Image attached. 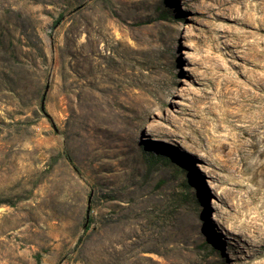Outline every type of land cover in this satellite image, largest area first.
Segmentation results:
<instances>
[{"label":"rangeland","instance_id":"374dc122","mask_svg":"<svg viewBox=\"0 0 264 264\" xmlns=\"http://www.w3.org/2000/svg\"><path fill=\"white\" fill-rule=\"evenodd\" d=\"M0 264H264V0H0Z\"/></svg>","mask_w":264,"mask_h":264},{"label":"bare ground","instance_id":"6f19581e","mask_svg":"<svg viewBox=\"0 0 264 264\" xmlns=\"http://www.w3.org/2000/svg\"><path fill=\"white\" fill-rule=\"evenodd\" d=\"M207 142H208V144H210L211 146H212V148L214 149V150H220V149H224L225 148V144L221 141L219 144H214V143H211L212 141L208 138L207 139ZM236 150L238 151V149L236 148ZM233 165H236V162H234V164Z\"/></svg>","mask_w":264,"mask_h":264},{"label":"trees","instance_id":"16d2710c","mask_svg":"<svg viewBox=\"0 0 264 264\" xmlns=\"http://www.w3.org/2000/svg\"><path fill=\"white\" fill-rule=\"evenodd\" d=\"M48 119H50V118H48Z\"/></svg>","mask_w":264,"mask_h":264}]
</instances>
